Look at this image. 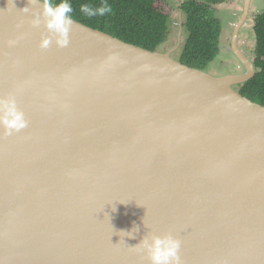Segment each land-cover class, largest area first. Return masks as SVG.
<instances>
[{
	"label": "water",
	"instance_id": "water-1",
	"mask_svg": "<svg viewBox=\"0 0 264 264\" xmlns=\"http://www.w3.org/2000/svg\"><path fill=\"white\" fill-rule=\"evenodd\" d=\"M250 1L244 71L217 77L172 57L181 12L170 51L75 19L42 49L39 3L0 0V98L28 120L0 129V264H149L133 247L168 232L183 264H264V105L235 89Z\"/></svg>",
	"mask_w": 264,
	"mask_h": 264
},
{
	"label": "trees",
	"instance_id": "trees-1",
	"mask_svg": "<svg viewBox=\"0 0 264 264\" xmlns=\"http://www.w3.org/2000/svg\"><path fill=\"white\" fill-rule=\"evenodd\" d=\"M171 0H106L113 13L87 17L80 12L81 4L99 7L105 0H71L74 19L126 42L157 51L172 35L174 27ZM227 0H182L183 42L179 61L204 70L221 51L222 22L214 6ZM58 2V0H57ZM179 29L178 25H175ZM176 30V31H177ZM256 74L245 83L235 86L242 95L264 105V11L253 20Z\"/></svg>",
	"mask_w": 264,
	"mask_h": 264
},
{
	"label": "clouds",
	"instance_id": "clouds-1",
	"mask_svg": "<svg viewBox=\"0 0 264 264\" xmlns=\"http://www.w3.org/2000/svg\"><path fill=\"white\" fill-rule=\"evenodd\" d=\"M37 3L40 5V11L29 6L23 7L20 11L31 13L33 17L31 20L32 27L38 28L43 23L46 34H41L39 46L42 49H47L55 43L57 47H67L69 32L74 23V8L71 0H58V2L57 0H28V5L32 6ZM79 10L89 18L103 17L113 13L112 5L106 0L99 7L81 4ZM9 43L14 44L15 42L10 41ZM27 126L28 120L25 118L24 112L18 108L15 96L0 98V129H2L3 134L12 136ZM133 231H139V229L134 228ZM126 234L130 238H134L132 232ZM133 248L142 252L149 264H183L180 255L181 241L171 232L163 235H145Z\"/></svg>",
	"mask_w": 264,
	"mask_h": 264
},
{
	"label": "rangeland",
	"instance_id": "rangeland-1",
	"mask_svg": "<svg viewBox=\"0 0 264 264\" xmlns=\"http://www.w3.org/2000/svg\"><path fill=\"white\" fill-rule=\"evenodd\" d=\"M182 0H171L173 7V22L174 27L172 35L161 44L157 51L166 52L172 50L178 42V32L175 25L180 26V11L178 5ZM246 0H227L221 4L214 6L215 15L222 22V39H221V51L213 62H211L205 69L207 73L213 76H223L226 74L240 73L242 70L236 69L234 66L230 67L226 62L234 60L233 53H228L226 47L229 46L233 37V29L235 25L241 19L240 14L243 12ZM264 11V0H251L249 15L240 29L239 33V45L242 49L247 51L250 59H254L255 54V35L253 31L254 16ZM233 25V26H232ZM177 30V31H176ZM184 36H181V42H183ZM182 44V43H181ZM181 46V45H180ZM178 47L172 52V57L176 60L180 59L181 47ZM238 63H240L238 61Z\"/></svg>",
	"mask_w": 264,
	"mask_h": 264
},
{
	"label": "flooded vegetation",
	"instance_id": "flooded-vegetation-1",
	"mask_svg": "<svg viewBox=\"0 0 264 264\" xmlns=\"http://www.w3.org/2000/svg\"><path fill=\"white\" fill-rule=\"evenodd\" d=\"M241 14H242V13H241ZM241 14H240V16H241ZM232 26H233V25H232ZM233 30H234V29H233ZM239 33H240V32H239ZM238 44H239V40H238ZM230 46H231V42H230L229 46L226 47V50H227L228 53H232L231 50L229 49ZM239 47H240V45H239ZM240 48H241V47H240ZM241 49H242V48H241ZM242 50L245 51L244 49H242ZM245 52H247V51H245ZM234 56H235V55H234ZM234 58H235L234 60L227 61L226 63L231 62V67L234 66L236 69H240V70H242L241 72H243V71H244L243 68L240 67V66H241V63H238V60L236 59V57H234ZM228 64H229V63H228Z\"/></svg>",
	"mask_w": 264,
	"mask_h": 264
}]
</instances>
